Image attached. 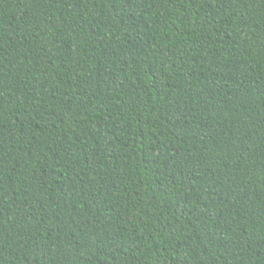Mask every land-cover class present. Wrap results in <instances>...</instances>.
Here are the masks:
<instances>
[{"label":"trees","instance_id":"trees-1","mask_svg":"<svg viewBox=\"0 0 264 264\" xmlns=\"http://www.w3.org/2000/svg\"><path fill=\"white\" fill-rule=\"evenodd\" d=\"M0 264H264V0H0Z\"/></svg>","mask_w":264,"mask_h":264}]
</instances>
